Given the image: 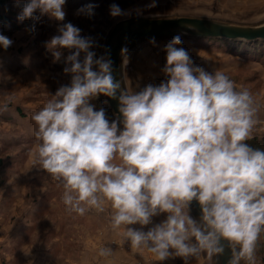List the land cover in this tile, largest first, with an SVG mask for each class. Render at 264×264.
Wrapping results in <instances>:
<instances>
[{"label": "clouds", "instance_id": "9594fccd", "mask_svg": "<svg viewBox=\"0 0 264 264\" xmlns=\"http://www.w3.org/2000/svg\"><path fill=\"white\" fill-rule=\"evenodd\" d=\"M15 3L20 6V0ZM65 3L26 0L17 20L46 15L62 22ZM96 6L88 3L76 14L90 18ZM155 6L156 0L147 5ZM109 12L128 14L116 3ZM57 32L44 46L54 62L61 60V49L69 50L63 72L71 79L32 112L35 144L29 155L33 166L63 188L67 211L82 216L104 212L107 205L112 229H122L120 243L146 250L156 261L181 257L188 264L201 254H223L224 240L231 249L227 264H257L264 233V149L247 143L259 112L251 90L222 70L196 65L188 50L177 47L182 40L176 35L163 49L166 79L135 91L121 86L113 61L97 58L90 50L94 41L81 36L80 28L61 23ZM12 43L0 34V47ZM101 94L118 100L120 117L110 122L103 107L95 109L91 101ZM193 200L200 206L198 219L190 215ZM161 214L166 217L153 223ZM97 255L107 258L112 248L100 247Z\"/></svg>", "mask_w": 264, "mask_h": 264}, {"label": "rangeland", "instance_id": "374dc122", "mask_svg": "<svg viewBox=\"0 0 264 264\" xmlns=\"http://www.w3.org/2000/svg\"><path fill=\"white\" fill-rule=\"evenodd\" d=\"M25 2L20 0V6H15L10 15L20 26L11 31L9 24H0V34L13 41L7 50L0 47V77H10L0 79V105L12 98L8 110L0 113V264H185L181 257L156 261L152 253L133 251L128 243H120L122 229H112L107 205L104 212L90 210L82 216L70 213L62 202L63 188L44 170L33 166L29 150L34 148L36 125L31 114L71 79L70 74L63 72L67 66L64 57L69 50L61 49V60L54 62L44 42L59 34L58 24L71 22L81 29V36L92 38L94 45L90 50L99 58L103 56L107 33L122 18L192 15L256 25L264 22V0H156L155 7H147L151 0H66L62 22L46 15L39 20L20 22L17 15ZM88 3L97 5L95 15L90 18L77 15V9ZM112 3L128 14L112 17L109 12ZM172 37H158L154 43L150 42L152 39L142 40L127 49L122 63L124 87L139 91L149 83L158 85L166 79L162 72L166 63L163 49ZM180 37L182 44L177 47L188 50L196 65L209 72L222 70L237 85L251 90L259 112L253 139L247 143L264 149V43L238 46L229 45L222 38ZM91 102L96 110L101 107L106 110L110 122L117 119L104 95ZM190 215L197 218L191 209ZM165 217L166 214L156 216L153 223ZM151 226H145L144 230ZM263 234L257 241V264H263ZM104 246L112 248V255L107 258L97 255ZM188 264L215 262L213 256L205 253L190 258Z\"/></svg>", "mask_w": 264, "mask_h": 264}, {"label": "water", "instance_id": "95a60500", "mask_svg": "<svg viewBox=\"0 0 264 264\" xmlns=\"http://www.w3.org/2000/svg\"><path fill=\"white\" fill-rule=\"evenodd\" d=\"M197 36V37H224V38H264V22L256 25L235 24L219 21L207 17L192 15L179 16H129L116 21L107 33L102 55L113 61V75L122 81V48H129L134 43L142 40L166 37V36ZM108 106L116 118L118 112V100L104 96ZM190 209L197 218L200 215L199 203L193 200ZM225 246L223 254L213 256L215 264H227L231 256V249L227 241L222 240Z\"/></svg>", "mask_w": 264, "mask_h": 264}, {"label": "trees", "instance_id": "16d2710c", "mask_svg": "<svg viewBox=\"0 0 264 264\" xmlns=\"http://www.w3.org/2000/svg\"><path fill=\"white\" fill-rule=\"evenodd\" d=\"M15 4H16L15 0H0V24L2 26L9 24V29L11 31H13V29L15 30L16 27L20 26V25H16L17 23L13 22V19L10 17V15L13 14V10L15 6H17ZM24 25H26L25 22H24ZM211 38H222L225 40L227 44L229 45L233 44V45H238V46H241V45L246 46L249 44L260 43V41L264 43V38H257V39L256 38L255 39H246V38L240 39V38H224V37H211ZM261 260L263 261V264H264V257L261 258Z\"/></svg>", "mask_w": 264, "mask_h": 264}]
</instances>
